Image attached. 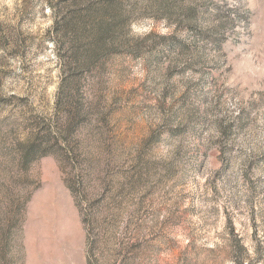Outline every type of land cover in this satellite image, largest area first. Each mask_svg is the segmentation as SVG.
<instances>
[{
	"label": "rangeland",
	"instance_id": "obj_1",
	"mask_svg": "<svg viewBox=\"0 0 264 264\" xmlns=\"http://www.w3.org/2000/svg\"><path fill=\"white\" fill-rule=\"evenodd\" d=\"M0 264H264V0H0Z\"/></svg>",
	"mask_w": 264,
	"mask_h": 264
},
{
	"label": "trees",
	"instance_id": "obj_2",
	"mask_svg": "<svg viewBox=\"0 0 264 264\" xmlns=\"http://www.w3.org/2000/svg\"><path fill=\"white\" fill-rule=\"evenodd\" d=\"M101 37L99 39H109L111 40L113 38V30L109 27L108 30L104 31L103 34L100 35ZM106 50V47L105 49L102 50V52H104Z\"/></svg>",
	"mask_w": 264,
	"mask_h": 264
}]
</instances>
